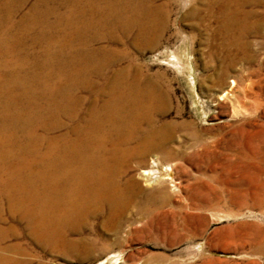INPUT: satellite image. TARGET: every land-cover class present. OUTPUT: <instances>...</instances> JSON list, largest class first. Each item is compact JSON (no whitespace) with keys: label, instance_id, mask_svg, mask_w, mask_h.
Instances as JSON below:
<instances>
[{"label":"bare ground","instance_id":"obj_1","mask_svg":"<svg viewBox=\"0 0 264 264\" xmlns=\"http://www.w3.org/2000/svg\"><path fill=\"white\" fill-rule=\"evenodd\" d=\"M30 3L0 0V197H7L8 211L25 207L22 215L35 230L58 219L103 211L107 221L124 219L131 211L152 215L159 188L146 193L142 202L138 196L144 190L136 179L128 178L122 187L120 178L135 161L152 155L144 181L150 185L167 179L172 168L160 158L175 156L170 142L186 124L168 118L174 104L168 88L134 74L130 63L102 91L95 81L106 79L116 56L114 50L95 45L123 41L129 60L130 39L139 47L159 43L170 24L173 0ZM202 3L199 12L215 21L224 52L239 55L251 47L264 48V0ZM63 7L66 13L60 12ZM192 14L199 15L196 6L187 12ZM248 35L254 40L246 42ZM221 74L226 79L228 69ZM236 87L231 81L223 97L238 103ZM103 94L107 98L101 100ZM65 121L77 124L61 133ZM41 146L46 150L41 152ZM22 166L27 178L19 173ZM3 208L0 203V217ZM4 235L0 226V244Z\"/></svg>","mask_w":264,"mask_h":264},{"label":"rangeland","instance_id":"obj_2","mask_svg":"<svg viewBox=\"0 0 264 264\" xmlns=\"http://www.w3.org/2000/svg\"><path fill=\"white\" fill-rule=\"evenodd\" d=\"M185 1L173 0L170 24L159 43L139 47L129 40V60L123 41L95 45L114 50L117 57L106 79L95 81L102 91L108 79L130 63L134 74L168 88L174 103L168 118L186 124L170 142L175 156L160 158L172 168L167 179L150 185L144 181L152 155L135 161L120 178L122 187L128 178L136 179L144 190L138 196L142 202L147 201L146 193L159 188L161 194L151 206L154 213L131 211L109 222L108 214L96 212L35 230L22 215L25 207L9 212L4 195L2 263L264 264V48L251 47L239 55L224 52L215 21L199 12L202 0L187 6ZM195 6L199 15L187 16ZM63 8L60 12L66 13ZM245 40L254 38L248 35ZM224 69L226 79L221 77ZM233 80L238 103L223 97ZM103 95L101 100L107 98ZM86 112L83 109L81 117ZM65 122L61 133L77 124ZM42 147L41 152L46 150ZM21 169L19 173L26 174ZM27 209L32 211L31 206Z\"/></svg>","mask_w":264,"mask_h":264}]
</instances>
